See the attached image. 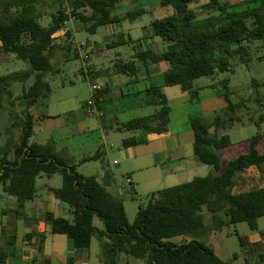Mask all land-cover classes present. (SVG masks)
Returning <instances> with one entry per match:
<instances>
[{
  "label": "trees",
  "instance_id": "1",
  "mask_svg": "<svg viewBox=\"0 0 264 264\" xmlns=\"http://www.w3.org/2000/svg\"><path fill=\"white\" fill-rule=\"evenodd\" d=\"M122 0H59L60 8L51 14V22L41 24L40 8L47 0H0V51L15 55L29 63L30 68L0 76V120L7 98L13 96L15 82L33 84L24 86L17 97L28 108L39 106L51 94L48 76L59 74L53 59L60 46L55 44V35L74 19L81 22L88 33L119 23L121 18L112 16V11ZM202 0H162L164 6H172L175 14L152 22L155 37L161 38L167 47L164 53L143 52L138 58L155 63L166 61L169 70L163 76V84L151 85L148 104L156 107L154 114L133 118L118 124L123 133L139 134L124 139L125 148L148 143V135L168 131L171 107L163 92L164 87L179 86L188 93L192 102L200 101V89L195 81L212 77L216 73H233L231 60L249 64L252 61L250 45L264 43V0H245L241 5L220 4L210 0L212 13L199 18L190 8ZM69 5L70 12L63 8ZM144 10L129 13L125 19L136 20L145 15ZM70 32L67 33L69 39ZM69 46L68 48H70ZM127 64L126 67H129ZM121 68V67H120ZM230 81H221L222 89L215 84L207 88L217 90L227 103V116L218 115L212 122L193 118L194 153L197 160L212 168L205 177L158 190L149 195L146 207H140L135 222L130 224L123 200L111 193L115 184L114 174L104 165L102 180L96 176H83L77 165L58 151L54 140L45 145L30 144L34 135L36 119L27 111L20 119V146L12 155L11 149L2 144L0 128V184L4 193L15 197L20 210L37 195V179L42 175L52 177L60 174L62 186L51 189L57 200L70 206L72 219L45 217L52 233L64 234L78 250L91 247L94 237L101 241L104 264H118L122 254L145 260L147 264H228L206 243L199 239L209 232H219L224 227L247 223L251 231L259 230V220L264 217V187L236 194L240 173L252 166L264 163V154L258 147L263 134L258 132L250 138L248 152L231 159L225 153L233 146L229 135L222 132L242 119L238 110L246 105L231 100ZM254 86L260 85L255 83ZM261 98L256 101L261 103ZM100 101V98L97 102ZM264 113L256 125L261 128ZM228 153V152H227ZM101 150L83 158L80 163L100 160ZM230 159V160H229ZM205 212L212 217L207 225ZM95 217L104 224L100 230L94 224ZM189 236L188 242L177 244L175 237ZM264 237V233L262 234ZM244 247L247 237L238 235ZM0 255V263L2 261ZM247 264H264V254L259 260Z\"/></svg>",
  "mask_w": 264,
  "mask_h": 264
},
{
  "label": "rangeland",
  "instance_id": "2",
  "mask_svg": "<svg viewBox=\"0 0 264 264\" xmlns=\"http://www.w3.org/2000/svg\"><path fill=\"white\" fill-rule=\"evenodd\" d=\"M59 0H47V3L42 5L40 10L42 14H46L41 18V24L46 27L51 22V14L59 10ZM63 8L68 12L72 11L69 5H64ZM141 9H148V12L139 17L135 21L129 19L122 21L118 25H114L115 35H108L107 28H100L96 34H90L86 31L85 26L76 20H71L68 23V29L73 32V39L70 38L64 41V46L68 44L74 49L79 47L81 43L90 42L92 45H97V50L92 57L96 59L99 52H108L109 59L115 60L119 53L125 55L128 52L138 51V48L133 49V45H122L120 41L123 39L122 34H125L126 41L129 40V36L136 37L141 34L142 36H148L153 32L152 22L156 19H163L172 16L175 12L172 6H161L160 0H124L120 6L116 7L112 11V15L120 18L126 17L129 13L135 12ZM192 9L199 10L197 13L200 17H207L210 13L205 11L203 7L193 6ZM131 24L137 28L140 25V29L128 30ZM146 27V28H145ZM68 40H70L68 42ZM160 45L166 46L167 43L159 38ZM112 45L111 48H107L106 44ZM252 61L249 64L238 62L236 58L232 59L233 73H216L212 77H203L195 81V88L200 89V101L194 102L188 106V110L195 118H202L207 122H212L213 119L218 116H227L226 103L224 99L220 98L217 90L207 88V86L215 84L218 89H222L221 81H230L231 100L235 104L244 103L246 106L238 110L237 115L242 119L241 123H235L231 129H226L224 134L229 135L234 143L245 142L255 136L258 132L264 134V123L261 128H258L256 122L261 114L264 113V43L255 42L250 45ZM86 49L84 50V52ZM90 51V49H87ZM68 54V52H66ZM65 50L58 49L54 60L52 61L55 68L59 69V74L55 76H48V81L51 85L52 92L49 97L36 109L46 118L39 122L35 127V134L30 140V144L39 143L46 144L52 139H59L64 137L63 133H67L68 140H59L60 152L63 151L66 156L70 157L75 165H77V171L83 176H96L99 179L103 178L104 165L115 176V181L118 186L124 190V194L121 196L124 207L126 210L127 218L130 224L135 222L137 213L140 207H146L148 204L149 195L161 188H169L176 185L188 183L195 177L203 176L201 168L206 167L210 170V166H206L200 163L194 153L193 134L191 133L190 142L183 137L184 149L183 153L186 155V161H190V166L186 172H180L174 174L173 181H167L163 174L160 177L161 164H158L157 169L149 168L147 170L135 171L137 163L135 157L128 153V149L123 146V141L126 138L136 136L134 133H121L117 131H108L105 137L101 139L100 132L94 130L93 132L82 133L83 121L87 123L95 122L93 116L86 115L84 106L93 98L94 89L93 85L95 80L91 77H85L82 70L86 69V64L80 59H71L69 61L63 60V56L66 54ZM93 55V54H92ZM30 68L29 63L23 60H19L15 55L4 54L0 51V76L7 74L25 71ZM34 82L31 78L26 84L15 82L12 87L13 96L6 99L4 109L2 111L0 128L3 134L2 144H6L14 154L16 148L20 146L21 129L19 128V121L25 115L27 110L18 111V107L22 105L21 101L17 100V97L22 95L24 86L29 88ZM257 83L260 86L256 87ZM132 90L127 87L124 89L127 95ZM165 95L171 102L173 109L176 112L183 110L184 101L189 100L191 97L189 94L184 93L179 86L169 87L165 91ZM261 98V103L256 100ZM129 97H126V103L129 101ZM214 100L215 102H212ZM122 101H114L112 107L120 109ZM26 105H24L25 107ZM109 109V108H108ZM154 113V107L147 105L143 108H138L127 112L121 117L122 121L140 117L150 116ZM116 114V113H115ZM109 115L114 117L110 111ZM111 125V120L107 121ZM172 130H182L178 122H174L171 125ZM63 135V136H62ZM62 136V137H61ZM158 148V147H156ZM154 144L142 145L137 147V154L145 155L141 164L150 165L152 154L156 151H162L156 149ZM98 150H101L102 158L100 160L80 163L81 159L85 156H93ZM229 153H225L226 157H230ZM151 156V157H150ZM117 161L118 163H115ZM162 158H159V163ZM193 163V164H192ZM170 162H166L164 169L166 172H170L172 169ZM208 175V174H206ZM129 176L134 181V187L129 182ZM157 176V178H156ZM55 185L61 187L62 177L60 174L50 177L42 176L37 180V188L39 189V202L42 197L49 198L47 191V185ZM36 200L35 202H37ZM34 203V202H33ZM33 203L29 202L26 209V214L29 217H41L45 215L47 211L57 213L59 217L72 219L71 208L68 204L60 202L62 205L58 210L54 205H44L38 209H33ZM21 212L18 207V202L15 197L8 196L4 193L2 185L0 184V243L3 245V241L6 237H11L14 232L7 230L8 223L14 215ZM207 225L212 224V217L209 213L205 212ZM94 224L96 227L102 229L104 224L102 221L95 217ZM25 223L23 220L19 222V230L17 234L18 243H22V235L25 232ZM28 229V228H27ZM252 233L247 223H239L229 227H224L219 232H209L199 240L209 245L214 249L215 253L228 264H247V251L243 249L240 244L238 235L242 237H248ZM259 233H264V217L259 220ZM192 238L189 236L175 237L171 239L172 242L181 244L190 241ZM93 254L97 255V258H103L102 248L99 244L97 237L93 241ZM95 258V256H94ZM127 256L121 255L119 257V264H127ZM132 264H147L145 260H140L131 257ZM249 260V259H248ZM251 261V260H250ZM253 263V262H252Z\"/></svg>",
  "mask_w": 264,
  "mask_h": 264
},
{
  "label": "crops",
  "instance_id": "3",
  "mask_svg": "<svg viewBox=\"0 0 264 264\" xmlns=\"http://www.w3.org/2000/svg\"><path fill=\"white\" fill-rule=\"evenodd\" d=\"M132 1L133 0H131V2ZM217 1L220 4L241 5L245 0H217ZM123 2L124 0H122L116 7L120 6V4H122ZM209 3L210 0H202L197 4H192L190 8L192 9L193 6L203 7L205 11H208L211 14L212 13L211 9L207 8ZM160 5L164 6L162 4V0H160ZM141 10H144L146 13L148 12V9L147 10L141 9ZM193 10L196 13L199 11L195 9ZM125 18L126 17L121 18L122 21L127 20ZM199 18H205V17L199 16ZM131 21H135V20H131ZM121 22L105 26L107 28V32L109 35L106 37V39H108L112 35H115L113 26L118 25ZM68 23L66 24L63 30H61L59 33H57L54 36L55 44L60 46L59 49L65 50V53L68 52V54L66 53L63 56L64 57L63 60L65 61H69L71 59L83 60L84 63L86 64V69L83 68L82 70L83 74L85 75V77L88 76L95 80L93 87L98 86L100 88L101 97H100V101L96 102L97 113L96 115L93 116L94 119H96V121L90 123H87L86 121H83L81 123L80 121V124H82L81 126L83 128L82 133L85 134L87 132H93V128H94V130L100 132L101 139H103V137H105L108 131L120 132L118 130V124H122L131 120V119L127 121L121 120V117L124 116L127 112L136 110L138 108H143L149 105L148 104L149 99L147 93L148 88L151 85L160 86L163 84V76L169 70L170 65L166 61L155 63L150 59L142 60L138 57L143 52H148V51H151L155 54H162L165 52L166 46L160 45L159 37H155L153 32L148 34V36H142L141 34L136 35V37L129 36L128 41H126L125 34L123 33L121 35L123 39L120 41V44L133 45V49L136 50L138 48V51H135L133 53L130 51L125 55V57L124 55H121V53H119L118 57L115 60L109 59L108 52L101 51L99 52L96 59L93 60L92 57L94 56L97 50V45H92L90 42H86V43H81L79 47L77 46L74 49L72 48L71 45H70L71 47L68 48L69 44L66 47L64 46L63 43L64 41H66L65 38H67L68 32H70L69 38L71 40L74 37L73 32H71L68 29ZM134 25L135 24H131L130 25L131 27H129L128 30L130 31L134 30L136 28ZM136 29L139 30L140 25H137ZM69 41L70 40H68V42ZM106 46L107 48L112 47V45H110L109 43H107ZM0 47H1V43H0ZM85 49L86 51L84 52ZM87 49H90V51H87ZM127 64H130V66L126 67ZM127 87H129L132 91L126 95L124 89ZM168 88L169 87H164L163 92L165 93V91ZM126 97H129L130 101L128 100L129 101L128 103L125 102ZM118 100L122 101L123 104L120 109H117V112L115 111L116 109L112 107H107L108 105H113L114 101H118ZM212 102L215 101L212 100ZM192 103L194 102L191 101V98L189 100L184 101L185 106L183 107V110L180 112H176L173 109L171 102L169 100L171 113H170V123L168 126V131L163 134H151L148 135L147 137L148 143L145 145L149 146L154 144L155 148L158 147L156 149L162 150L160 152L156 151L152 154V157L150 156L152 159L150 161L152 162L150 165L141 164L142 163L141 161L145 159L146 156L143 154L141 155L137 154V147L139 146L126 148L128 149V153L132 154L136 160H139L135 171L147 170L149 168L157 169L158 164H161L162 168L160 170V177L163 174H165L164 177L166 178L167 181H173L174 174L180 172H186L188 170L191 163L190 161H186V155L182 151L184 149L182 140L183 137H185L190 142V137L192 133L193 134L192 143L194 145V133L191 128V120L195 117L186 107ZM87 104L84 106L86 115H87V110H86ZM18 109H19L18 111L27 110L29 114L35 117L36 119L35 127L42 120L46 118H50L49 115L48 117H46L42 112L40 113L38 111L39 109L38 110L36 109V106H32L28 108L27 106L24 107V105H21V107L19 106ZM110 111L114 115V117L112 118L109 115ZM155 111H156V107H154V113ZM140 117H145V116H140ZM135 118H139V117H135ZM109 120H111V125L107 123V121ZM174 122H178L180 127H183V129L179 131L172 130L171 125ZM35 127H34V134H35ZM224 132L225 130L222 133L224 134ZM63 135H65V138L62 137ZM63 135L61 136L62 138L52 139L55 141L56 147L59 152H60L59 140L69 139V137H67L68 135L67 133L64 132ZM138 135L139 134L137 133L136 136ZM247 141L240 143H234L232 141L233 146L229 148L227 151L229 154H231V156H233L231 157V159L234 158L235 156L246 154L248 152ZM35 144H39V143H35ZM40 145H45V144H40ZM258 149L261 154H264V134ZM61 153L63 154V156H65V158L71 160V162L73 163L72 159L66 156L63 151H61ZM159 158H162V161H160V163H159ZM166 162H170V164L172 165L171 168L172 170L170 172L165 173L166 170L164 169V165L166 164ZM115 163L118 162L115 161ZM211 170L206 167L201 168L203 174V176L201 177L207 176L206 174H209ZM50 179L52 180V177H50ZM129 182L132 185V187H134V181L130 176H129ZM36 187H37V183H36ZM263 187H264V163L260 166H252L248 169L243 170L239 175V179L237 181L236 187L234 188V193L240 194ZM57 188L59 187H56L53 184L47 185L49 198L42 197L40 199V202L38 200L39 189L37 188L38 191L36 198L33 201H31L32 203L34 202L32 208L38 209L39 207H42L44 205H54L55 208L59 210L62 204L60 203L59 200L55 198V196L50 191L51 189H57ZM109 190L111 191L112 194L116 196L121 197L124 194V190L118 186L117 182H115V184L112 185L109 188ZM36 200L38 201L35 202ZM28 203H26L24 209H22L21 212L11 217L8 223L7 230L10 232H14L15 234L12 235L11 237H6L3 241V245L2 243H0V255L2 254L3 256L0 264H104L102 258L98 259L97 255L93 254V241L95 237L93 238L91 247L89 249L86 250L76 249L66 235L52 233L51 226L48 223H46L45 217L48 214L52 213L56 217H59L57 213L47 211L45 215H42L39 218L29 217L26 214ZM21 220H23V222L26 225H25V232L22 235V243L19 244L17 241L16 233L19 230V222H21ZM100 230H104V227ZM262 234L263 233H259V230L252 231V233L247 237L246 245L243 247V249L247 251V258L251 260V262L253 263L258 261L260 256L264 254V237L262 236ZM97 239L99 241V244L101 245L100 239L98 237ZM127 257H128L127 264H132L133 262L131 260V257L130 256ZM119 262L120 259L118 261V264Z\"/></svg>",
  "mask_w": 264,
  "mask_h": 264
},
{
  "label": "built area",
  "instance_id": "4",
  "mask_svg": "<svg viewBox=\"0 0 264 264\" xmlns=\"http://www.w3.org/2000/svg\"><path fill=\"white\" fill-rule=\"evenodd\" d=\"M94 95L93 98L88 102L86 110H87V114L90 116H94L97 113L96 110V102L97 100L101 97L100 96V88L98 86H94Z\"/></svg>",
  "mask_w": 264,
  "mask_h": 264
}]
</instances>
